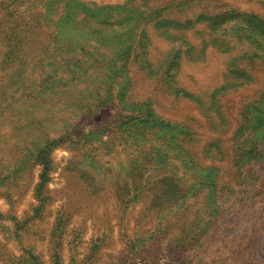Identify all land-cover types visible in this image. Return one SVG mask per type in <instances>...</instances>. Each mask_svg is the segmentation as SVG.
<instances>
[{
  "label": "rangeland",
  "instance_id": "obj_1",
  "mask_svg": "<svg viewBox=\"0 0 264 264\" xmlns=\"http://www.w3.org/2000/svg\"><path fill=\"white\" fill-rule=\"evenodd\" d=\"M0 264H264V0H0Z\"/></svg>",
  "mask_w": 264,
  "mask_h": 264
}]
</instances>
